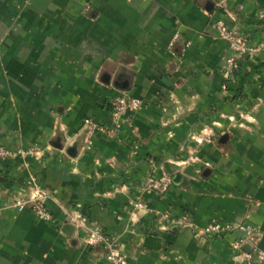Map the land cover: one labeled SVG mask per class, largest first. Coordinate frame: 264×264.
Segmentation results:
<instances>
[{
    "label": "crops",
    "instance_id": "0c3cea01",
    "mask_svg": "<svg viewBox=\"0 0 264 264\" xmlns=\"http://www.w3.org/2000/svg\"><path fill=\"white\" fill-rule=\"evenodd\" d=\"M219 19L251 46L235 72ZM123 94L142 107L86 149ZM0 145L39 151L0 160V264H109L81 218L129 264H247L196 233L251 224L264 250V0H0ZM36 186L51 221L13 204Z\"/></svg>",
    "mask_w": 264,
    "mask_h": 264
},
{
    "label": "built area",
    "instance_id": "2783aa9c",
    "mask_svg": "<svg viewBox=\"0 0 264 264\" xmlns=\"http://www.w3.org/2000/svg\"><path fill=\"white\" fill-rule=\"evenodd\" d=\"M215 28L219 32L231 49V56L228 59L229 66L234 68L237 61L251 51L248 39L235 27H232L224 19L215 22ZM143 105V100L138 97H132L127 94L118 95L111 101V121L110 124H101L92 118L85 119V127L88 129L89 138L86 142V149H90L93 140L91 135L95 132L116 136L123 128L124 116L127 112H135ZM35 147L28 149L19 148L16 150L0 145V160L26 156L29 154H38ZM172 185V176L165 169H161L157 174L149 173L143 180V190H154L159 193H165ZM45 192L41 186H36L34 192L29 197H19L13 202L18 211H23L30 207L36 216L44 221H51L53 215L51 210L45 204ZM135 209H143L142 200L133 202ZM0 208V214H1ZM76 223L86 229L85 243L93 248H101L104 257L109 264H129L127 256L117 247V239L105 233L99 226H90L84 219L76 220ZM259 228L258 226L246 223H221L212 221L207 225L197 229L196 235L207 236H225L233 234L235 239L230 242L233 249L237 252L238 258L247 263L253 264L264 261V250L256 245ZM247 242H253L250 250H244L243 245Z\"/></svg>",
    "mask_w": 264,
    "mask_h": 264
},
{
    "label": "trees",
    "instance_id": "16d2710c",
    "mask_svg": "<svg viewBox=\"0 0 264 264\" xmlns=\"http://www.w3.org/2000/svg\"><path fill=\"white\" fill-rule=\"evenodd\" d=\"M246 56H247V54H246L245 56H243V57H246ZM241 60H242V59L238 60L239 62L237 61V63L239 64V63L241 62ZM235 71H236V70H235V67H234V71H233V72H235Z\"/></svg>",
    "mask_w": 264,
    "mask_h": 264
}]
</instances>
